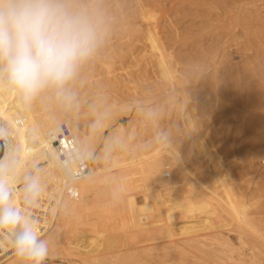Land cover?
Listing matches in <instances>:
<instances>
[{"label":"bare ground","instance_id":"1","mask_svg":"<svg viewBox=\"0 0 264 264\" xmlns=\"http://www.w3.org/2000/svg\"><path fill=\"white\" fill-rule=\"evenodd\" d=\"M147 39L160 57L162 79L172 84L176 76L157 35L150 30ZM70 86L79 95V88ZM47 90L43 100L54 110V89ZM37 93L25 94L0 76V189L6 194L0 207L14 210L20 218L18 223L0 224V264H36L15 247L17 234L25 229L46 244L45 256L62 254L71 261L95 254L76 264H264V230L258 224L262 217L249 212L245 195L228 187L233 184L223 182V195L216 192V180L230 181L231 170H226L223 157L206 138L207 131L187 108L189 104L181 108L185 139L173 133L171 142L157 138L138 150L133 143L120 141L122 124L115 117L116 102L102 113L107 117L99 120L98 127L104 129L110 122L112 126L97 140L92 131H82L70 110L43 112ZM108 97L96 101L100 104ZM63 124L88 161L89 173L82 178L73 176L75 166L62 162L55 144ZM68 189H74L78 197L69 196ZM97 208L101 209L98 214ZM107 211L127 227H137L123 234L122 241L104 247L100 236L107 231ZM225 216L238 224L231 231L238 233L239 247L223 240L221 231H212L217 224L227 229ZM155 217L167 225L169 220L189 225L195 234L161 241L153 230L155 224L150 223Z\"/></svg>","mask_w":264,"mask_h":264},{"label":"rangeland","instance_id":"2","mask_svg":"<svg viewBox=\"0 0 264 264\" xmlns=\"http://www.w3.org/2000/svg\"><path fill=\"white\" fill-rule=\"evenodd\" d=\"M68 1L67 5L72 2L73 6L68 5L71 10L93 21L96 41L69 80L46 86L36 94L43 112L55 110L59 114L70 110L81 130L92 131L100 140L112 122L104 129L98 127V122L107 117L102 113L110 110L111 102H116L115 117L122 124L120 141L133 143L141 150L142 145L149 146L158 139L167 138L171 142L177 135L181 141L185 139L181 108L189 104L191 108H187L207 131L206 138H210L223 157L226 170H231L230 181L216 180V192L223 195V182L233 184L228 187L238 195H245L242 198L248 203L249 212L260 213V217L256 216L262 217L258 224L263 231L264 0ZM149 29L157 35L175 73L172 84L160 75V57L147 39ZM70 85L79 88L81 94L74 95ZM48 87L55 92L54 110L45 101ZM103 96L108 97L107 101L97 103L96 99ZM100 211L97 208L94 212ZM106 214L107 231L100 236L104 247L122 241L123 234L137 227L135 224L127 227L110 211ZM155 218L150 223L155 224L153 230L161 241L195 234L189 225H175L173 220L167 225ZM229 218L225 220L227 229L217 224L212 231H221L223 240L239 247L238 233L233 231L237 223ZM92 255H79L71 261L62 254L48 255L39 264H76Z\"/></svg>","mask_w":264,"mask_h":264},{"label":"clouds","instance_id":"3","mask_svg":"<svg viewBox=\"0 0 264 264\" xmlns=\"http://www.w3.org/2000/svg\"><path fill=\"white\" fill-rule=\"evenodd\" d=\"M95 41L93 21L66 0H0V76L25 94L69 80ZM5 199L0 189V204ZM19 219L14 210L0 207V224ZM14 243L18 254L36 264L48 250L31 229L20 231Z\"/></svg>","mask_w":264,"mask_h":264},{"label":"built area","instance_id":"4","mask_svg":"<svg viewBox=\"0 0 264 264\" xmlns=\"http://www.w3.org/2000/svg\"><path fill=\"white\" fill-rule=\"evenodd\" d=\"M58 145L60 157L65 165H74L72 174L75 178H82L89 173L88 161L84 158L76 144L75 138L67 124H63L59 133ZM67 193L72 198H77L78 193L74 189H68Z\"/></svg>","mask_w":264,"mask_h":264}]
</instances>
